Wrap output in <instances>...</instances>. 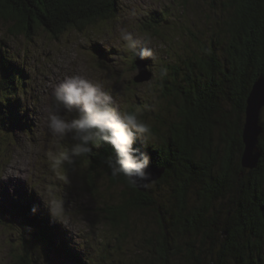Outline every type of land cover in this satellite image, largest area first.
Listing matches in <instances>:
<instances>
[{
	"label": "trees",
	"instance_id": "trees-1",
	"mask_svg": "<svg viewBox=\"0 0 264 264\" xmlns=\"http://www.w3.org/2000/svg\"><path fill=\"white\" fill-rule=\"evenodd\" d=\"M120 1L0 0V18L13 22V33L32 38L44 30L58 38L67 30L83 31L99 21L116 19ZM189 2L183 0V6ZM210 3L216 16L211 21L212 33L196 40L195 50L190 51L188 28L175 26L174 38H169L172 44L184 34L178 39L189 38V42L184 43L185 50L162 65L168 72L156 85L161 99L154 120L158 119L159 124L151 125L157 140L155 147L142 149L151 157L150 166L164 169L161 177L147 189L111 177L106 158L115 153L107 143L93 148L89 158L85 157L91 195H102L94 173L106 175L109 185L121 189L119 202L104 210V222L119 243L126 237L120 229L130 223V212L155 213L159 233L147 240L151 255L138 264H264V116L258 165L249 168L242 163L247 98L254 82L264 75V0ZM169 14L166 9L150 13L145 31L160 36V26L172 23L166 18ZM93 48L103 57V47ZM0 57V152L5 153L15 143L11 122L7 121L13 114L8 108L11 109L8 94L18 89L16 80L25 76L13 62L12 54L1 52ZM147 61L152 67L150 59ZM130 83L131 87L142 84L135 77ZM136 107L143 109V119L147 121L153 101L136 99L133 108L126 106L124 110ZM6 110L7 118L2 116ZM19 118L26 121V114L21 112ZM134 146H140L139 142ZM160 187L162 191L157 192ZM161 193H166L167 200L160 199ZM23 197L22 204L9 209L26 216L30 238L40 236L50 252L87 264L52 213L44 216L36 206L33 212L36 201L32 196ZM7 219L11 217L3 221ZM110 237L106 244L112 242ZM38 249L35 244L16 250L15 264H39L40 257L35 254Z\"/></svg>",
	"mask_w": 264,
	"mask_h": 264
},
{
	"label": "rangeland",
	"instance_id": "rangeland-1",
	"mask_svg": "<svg viewBox=\"0 0 264 264\" xmlns=\"http://www.w3.org/2000/svg\"><path fill=\"white\" fill-rule=\"evenodd\" d=\"M182 1L121 0L116 19L99 21L83 31L67 30L59 38L44 30L37 31L32 38L27 37L25 33H13L10 31L13 22L0 18V53L5 52L7 56L12 54L13 62L23 66V71L27 68L25 95L29 111L22 113L26 114L24 122H31L32 126L30 132L16 127L13 132L15 144L9 145L4 159L0 155V175L9 173L7 179H0V186L6 185L2 187L4 196L0 197V201H8V196L14 200L19 193L28 190V196H33L38 205L43 203L51 212L46 200L59 217L60 220H57L71 236L75 248L88 260L87 264H138L147 254L151 255L147 240L159 233V226L155 222V213L151 210L132 211L130 223L123 224L120 229L126 233V237L119 243L112 234L110 225L104 222V210L107 206H114L119 202L121 189L109 185L106 175L94 173V180L101 186L102 195H91L87 188L86 158L68 166L67 175L70 182L64 183L66 172L63 167L53 163L57 149L46 126V110L52 92L67 76L82 72L94 80L103 82L112 93L118 108H133L136 99L153 101L147 122L151 125L153 122L159 124L158 119L154 120L160 103L159 91H156V85H159V70L165 62L173 60L178 51L185 50L184 43L189 42V38L178 39L185 37L182 34L171 44L169 38H174L173 29L175 26L190 29L192 51L198 47L196 40H202L212 33L211 21L216 19L210 0H190L184 6ZM164 9L170 12V16L167 15L166 18L172 23L160 26V36L145 31L149 14ZM122 28L147 34L156 45L155 59H150L152 67L149 64L153 72L151 81L131 87L130 81L138 74V69L131 68L133 59L121 51L119 32ZM162 34L164 37H161ZM95 45L105 50L114 48L117 51L105 64H101L93 49ZM196 52L200 54L201 50ZM21 60H24V63ZM12 127L15 125L12 124ZM27 129H30V126L27 125ZM70 141L69 137L68 142ZM160 190L162 191V187L157 192ZM167 197L166 193H161L160 199L167 200ZM26 226V222L17 217L9 224L0 222V264H15L17 258L13 255L16 250L21 251L35 244L39 246L35 254L40 257L38 259L41 264H78L64 254L50 252L48 243L41 240L40 236L38 239L30 238ZM109 236L113 237L112 242L106 244Z\"/></svg>",
	"mask_w": 264,
	"mask_h": 264
},
{
	"label": "clouds",
	"instance_id": "clouds-1",
	"mask_svg": "<svg viewBox=\"0 0 264 264\" xmlns=\"http://www.w3.org/2000/svg\"><path fill=\"white\" fill-rule=\"evenodd\" d=\"M119 40L121 51L130 58L155 59L156 45L149 35L122 28ZM167 72L166 67H161L159 77L163 78ZM46 121L57 149L53 163L65 169L64 183L70 182L68 166L82 158H89L93 148L98 149L107 143L115 153L106 158L111 177L123 178L132 187L147 189L152 186V173L148 171L151 157L146 150H142L148 145L155 147L157 137L151 124L143 119V109L118 108L103 82L82 72L67 76L52 92ZM69 137L72 143L68 142ZM137 142L140 146H134ZM8 174L0 175V179H7ZM45 202L50 206L52 215L59 219L52 206Z\"/></svg>",
	"mask_w": 264,
	"mask_h": 264
},
{
	"label": "water",
	"instance_id": "water-1",
	"mask_svg": "<svg viewBox=\"0 0 264 264\" xmlns=\"http://www.w3.org/2000/svg\"><path fill=\"white\" fill-rule=\"evenodd\" d=\"M140 74L136 77L137 81H145L151 78V74L146 71L143 61H138ZM264 108V75L260 76L253 85L247 98L246 118L243 129V165L245 167L253 168L258 165L261 157V150L258 146L262 134V126H260L262 112ZM148 171L152 173L151 179L156 180L161 177V171L153 166H149ZM140 189H145L139 187Z\"/></svg>",
	"mask_w": 264,
	"mask_h": 264
},
{
	"label": "bare ground",
	"instance_id": "bare-ground-1",
	"mask_svg": "<svg viewBox=\"0 0 264 264\" xmlns=\"http://www.w3.org/2000/svg\"><path fill=\"white\" fill-rule=\"evenodd\" d=\"M254 85V84H253ZM253 88V87H252ZM252 90V89H251ZM263 112H264V108H263ZM262 112V116H264V113ZM245 118H246V116H245ZM260 126H262V132H263V125H262V121L260 122ZM258 146H259V148H260V143L258 144ZM261 150V149H260ZM242 163H243V156H242ZM162 173H161V175L163 174V171H161ZM33 197V196H32ZM34 198V197H33Z\"/></svg>",
	"mask_w": 264,
	"mask_h": 264
}]
</instances>
